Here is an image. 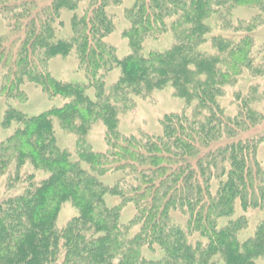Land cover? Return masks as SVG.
I'll list each match as a JSON object with an SVG mask.
<instances>
[{
  "label": "trees",
  "instance_id": "16d2710c",
  "mask_svg": "<svg viewBox=\"0 0 264 264\" xmlns=\"http://www.w3.org/2000/svg\"><path fill=\"white\" fill-rule=\"evenodd\" d=\"M120 2L0 0L7 28L0 93L22 99L23 84L32 83L68 100L36 115L11 106L3 113L0 127H15L0 142V177L12 169L7 183L25 184L0 201V264H255L264 255V219L240 241L247 220L233 215L236 204L264 207V167L256 158L262 138L242 137L259 118L251 110L230 117L218 98L250 59L257 19L233 27L232 11H264V0H133L123 31L131 50L122 58L104 40L113 30L107 9ZM166 32L171 47L141 53L147 38ZM71 53L87 85L50 74L48 61ZM113 68L120 74L106 91L101 77ZM168 85L194 101L193 116L164 115L157 135L117 131L130 94ZM53 120L78 137L74 156L58 145ZM97 120L106 128L104 152L79 140ZM27 164L32 170L21 173ZM107 174L115 175L112 183L101 180ZM107 194L119 202L108 206ZM64 202L77 213L59 228ZM127 205L135 213L125 224Z\"/></svg>",
  "mask_w": 264,
  "mask_h": 264
},
{
  "label": "rangeland",
  "instance_id": "374dc122",
  "mask_svg": "<svg viewBox=\"0 0 264 264\" xmlns=\"http://www.w3.org/2000/svg\"><path fill=\"white\" fill-rule=\"evenodd\" d=\"M132 3L133 0H121L119 4H112L107 9L113 22V30L104 40L114 48L115 54L119 58L126 56L131 50L128 40L123 35V31L129 26V21L125 17V10ZM70 15V13H66V21ZM255 16H257L254 21L256 25L249 33L252 38L250 59L247 61L246 66L241 67L239 73L231 78V82L223 87V95L218 98V103L223 108L224 113L230 117L236 114L245 116V113L251 110L259 118L258 122L245 131L242 137L262 138L257 147L256 158L264 167V11L253 7L239 6L233 9L230 19L233 27H235L237 26V21L242 20L244 23H248ZM211 23L214 26L212 33H219V26H216L214 21ZM6 29V23L0 17V34L4 33ZM221 33L232 36V38L238 36V33L236 34L232 31ZM173 44L174 37L172 32H166L156 38H147L141 46V53L147 54L150 51L162 52ZM204 49L208 48L205 46ZM47 67L50 74L57 80L88 84L85 72L79 68L74 53L52 57L48 61ZM119 74V69L113 68L101 77L106 91L116 82ZM23 91L26 95L22 99L6 98L0 93V121L9 106L27 115H36L53 107H60L68 101L59 96L49 97L40 87L32 83H24ZM86 92L91 98H94L95 91L93 88L87 87ZM126 102V106L120 110L117 116V131L124 136L137 135L139 133L160 134L162 131L161 120L167 114L185 112L189 117L194 115V101L188 102L185 98L177 96L169 85L152 89L139 95L130 94ZM53 125L58 145L67 149L74 156L78 137L74 133L60 128L57 120H53ZM14 127L15 124L8 128L0 127V142L11 134ZM105 132V126L101 121L97 120L91 124L82 137L80 136L79 140L92 151L104 152L107 148ZM29 169L32 170V167L27 164L21 168V173L26 170L29 171ZM12 172V169H9L0 177V201L11 194L19 193L25 184L21 180L19 183L11 184L10 186L7 183V178ZM115 178L114 174H107L101 180L108 184L112 183ZM105 202L108 206H113L119 202V198L107 194ZM76 213L75 207L70 202H64L58 211L56 226L59 228L64 227ZM134 213V208L131 205L122 208L121 222L128 223ZM239 215L245 216L247 220L246 227L238 233V239L244 241L254 234L257 225L264 219V207L243 211L236 204L233 217ZM255 264H264V255L256 258Z\"/></svg>",
  "mask_w": 264,
  "mask_h": 264
}]
</instances>
